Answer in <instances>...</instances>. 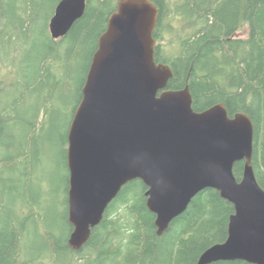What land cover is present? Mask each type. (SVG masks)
I'll use <instances>...</instances> for the list:
<instances>
[{
    "label": "trees",
    "instance_id": "trees-1",
    "mask_svg": "<svg viewBox=\"0 0 264 264\" xmlns=\"http://www.w3.org/2000/svg\"><path fill=\"white\" fill-rule=\"evenodd\" d=\"M61 1L0 0V264H197L209 247L226 241L234 214L233 205L213 189L201 192L158 236L156 216L146 205L147 187L140 180L130 182L79 251L68 246V202L66 217L55 225L43 220L41 233L32 201L25 196L23 205L30 211L22 219L13 208L15 197L7 201L5 192L14 193L15 179L6 173L15 172L18 165L30 177V158L43 153L40 137L46 123L40 121V112L49 114L50 103L61 95L57 92L68 91L71 66L75 58L80 64L83 56L80 103L98 38L117 5V0H87L84 16L67 36L54 40L49 25ZM151 1L160 9L155 58L174 72L168 89L189 85L196 112L223 103L230 117L242 112L251 117L253 168L264 189V0ZM166 21L180 22L178 32L167 30ZM166 41L175 53L163 54L161 43ZM55 70H66V78L57 77ZM25 107L32 112L20 110ZM243 172L244 162L237 163L238 181ZM29 223L35 224L36 241L23 243Z\"/></svg>",
    "mask_w": 264,
    "mask_h": 264
},
{
    "label": "water",
    "instance_id": "water-1",
    "mask_svg": "<svg viewBox=\"0 0 264 264\" xmlns=\"http://www.w3.org/2000/svg\"><path fill=\"white\" fill-rule=\"evenodd\" d=\"M86 7L87 0H62L50 21L52 38L67 36ZM159 16L151 0H117L98 38L68 131V246L85 247L123 187L140 180L158 236L205 190L233 205L226 241L209 247L197 264H264L253 121L244 112L230 117L223 103L196 112L189 85L168 89L173 69L155 58ZM239 162L241 181L234 174Z\"/></svg>",
    "mask_w": 264,
    "mask_h": 264
},
{
    "label": "rangeland",
    "instance_id": "rangeland-1",
    "mask_svg": "<svg viewBox=\"0 0 264 264\" xmlns=\"http://www.w3.org/2000/svg\"><path fill=\"white\" fill-rule=\"evenodd\" d=\"M180 22L175 23L166 21L165 26L167 30L178 32L180 28ZM173 35V34H172ZM172 35L167 36L169 42L172 40ZM244 34H240L243 36ZM169 42L161 43L163 48V54H172L176 52V48L167 47ZM80 64H77V58H75L72 68L71 77L69 78L68 91L60 92L59 97L52 100L49 106V114H45V111L40 112V121L46 123V128L43 135L40 137V145L43 147V153L37 158H30V177L28 178L25 173L23 174L24 167L18 166L15 172L6 173L7 177H13L15 179L14 193L6 191L7 201L9 198L15 197L14 210L19 214V218L22 219L23 215L26 216L29 213V209H26L23 205L28 200L32 201L34 214L37 218V225L39 232H44L43 220L47 219L49 222L55 223L58 219L66 217L67 215V202H68V188H69V170L67 166V151H68V131L69 126L74 116V109L78 105L79 95L78 89L81 87V82L85 76V69H81L80 65L83 63V56H80ZM87 57L84 58L86 60ZM58 68L55 66V69ZM81 69V70H80ZM57 77L62 76L66 78V70L58 71ZM77 75V78H76ZM79 79V80H78ZM63 91V89H62ZM62 97H64L62 101ZM34 102V101H32ZM31 103V102H30ZM30 107V106H28ZM21 108L20 110L27 111V108ZM32 112V111H27ZM54 112H58L54 115ZM56 128L50 129V123ZM9 184V182H8ZM7 189H9L7 187ZM23 194V195H22ZM26 196V197H25ZM24 197V199H23ZM32 211V210H31ZM35 224H28L27 233L23 235L24 242H35Z\"/></svg>",
    "mask_w": 264,
    "mask_h": 264
},
{
    "label": "flooded vegetation",
    "instance_id": "flooded-vegetation-1",
    "mask_svg": "<svg viewBox=\"0 0 264 264\" xmlns=\"http://www.w3.org/2000/svg\"><path fill=\"white\" fill-rule=\"evenodd\" d=\"M157 46V45H156Z\"/></svg>",
    "mask_w": 264,
    "mask_h": 264
}]
</instances>
